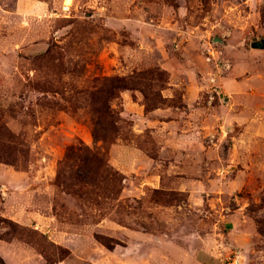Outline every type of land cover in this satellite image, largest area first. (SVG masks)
I'll list each match as a JSON object with an SVG mask.
<instances>
[{
    "label": "rangeland",
    "instance_id": "1",
    "mask_svg": "<svg viewBox=\"0 0 264 264\" xmlns=\"http://www.w3.org/2000/svg\"><path fill=\"white\" fill-rule=\"evenodd\" d=\"M260 39L264 0H0L4 262L264 264Z\"/></svg>",
    "mask_w": 264,
    "mask_h": 264
},
{
    "label": "trees",
    "instance_id": "2",
    "mask_svg": "<svg viewBox=\"0 0 264 264\" xmlns=\"http://www.w3.org/2000/svg\"><path fill=\"white\" fill-rule=\"evenodd\" d=\"M125 85L122 84L121 79L118 77L106 79L103 78L99 85L96 86L93 90L89 92L92 101L97 103V109L95 111L96 115L92 117V123L94 125L92 129V133L94 137L97 139H102L105 141L108 137V134L112 135L118 132V128L116 123L120 120L118 113H115L112 109H110L109 102L111 99L119 97V91L124 88ZM99 120H104V124L106 127H102V135H97L95 125L99 122ZM76 148L71 146L66 151V156H69ZM89 156L95 160L97 164V170L93 168L91 164H89L88 157L83 158L84 166V174L82 177L78 176V178L84 182L91 185L94 182V176L92 174L96 171V175L98 170H101L100 178L104 183H109L110 181L115 185L119 186L121 181V173L117 170H112L107 163L106 152H89ZM95 164V165H96ZM94 169V170H93ZM99 181V179H98ZM101 182V181H100ZM260 223L263 224V220H260ZM0 264H6L2 257L0 256Z\"/></svg>",
    "mask_w": 264,
    "mask_h": 264
},
{
    "label": "water",
    "instance_id": "3",
    "mask_svg": "<svg viewBox=\"0 0 264 264\" xmlns=\"http://www.w3.org/2000/svg\"><path fill=\"white\" fill-rule=\"evenodd\" d=\"M251 47L264 50V40L260 39V40H255V41L251 42Z\"/></svg>",
    "mask_w": 264,
    "mask_h": 264
},
{
    "label": "crops",
    "instance_id": "4",
    "mask_svg": "<svg viewBox=\"0 0 264 264\" xmlns=\"http://www.w3.org/2000/svg\"><path fill=\"white\" fill-rule=\"evenodd\" d=\"M140 117H142V116H140Z\"/></svg>",
    "mask_w": 264,
    "mask_h": 264
}]
</instances>
